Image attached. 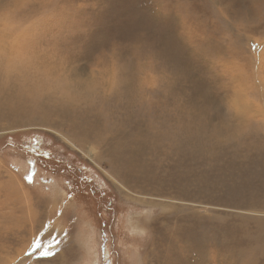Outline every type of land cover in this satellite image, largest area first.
<instances>
[{
	"label": "rangeland",
	"instance_id": "1",
	"mask_svg": "<svg viewBox=\"0 0 264 264\" xmlns=\"http://www.w3.org/2000/svg\"><path fill=\"white\" fill-rule=\"evenodd\" d=\"M0 37V264H264V0H0Z\"/></svg>",
	"mask_w": 264,
	"mask_h": 264
},
{
	"label": "bare ground",
	"instance_id": "2",
	"mask_svg": "<svg viewBox=\"0 0 264 264\" xmlns=\"http://www.w3.org/2000/svg\"><path fill=\"white\" fill-rule=\"evenodd\" d=\"M0 43H1V37H0ZM1 48H7V46L6 45H1ZM0 50H3V49H0ZM7 50V49H6ZM1 52V51H0ZM1 54H2V52H1ZM32 55V54H31ZM104 57V56H103ZM204 59V58H203ZM206 60V59H205ZM30 63V62H29ZM8 64V63H7ZM1 66V65H0ZM9 66V65H8ZM108 66V65H107ZM38 67V66H37ZM42 67V66H41ZM120 67V66H119ZM131 68V67H130ZM8 71H11V70H8ZM4 73H7L6 71H4ZM106 74V73H105ZM0 75H1V79H0V81H3L4 80V78H3V76H2V73H0ZM99 78V77H98ZM126 80V79H125ZM130 80H132V79H130ZM129 81V80H128ZM39 82V81H38ZM40 83V82H39ZM36 84H37V82H36ZM36 86V85H35ZM165 86V85H164ZM28 87V86H27ZM91 87V86H90ZM41 88V87H40ZM44 88V87H43ZM46 89V88H45ZM227 89V88H226ZM38 91H39V88H33V87H30V85H29V87H28V89H27V92H26V95L29 97V99H31L32 97V100H34V101H37V107H38V104L40 103V101L39 100H37V93H38ZM84 91V90H83ZM87 92V91H86ZM128 95H129V98L130 99H132V94H133V92L132 91H130L129 93H127ZM242 94V95H241ZM83 95V94H82ZM90 95V94H89ZM140 95V97H142L141 96V93L139 94ZM238 95H241V96H238ZM238 95L232 100V102H230V104L228 105V108H229V115H230V117L231 118H237L238 120H241V121H245L246 120V118H247V115L248 114H250V113H254L255 115L256 114H258V111L257 110H254L253 108L251 109V108H248V107H245V103L244 102H247L246 101V98L247 99H251L250 98V93L249 94H247L246 93V95L244 94V93H241V92H238ZM254 95V94H253ZM94 96V95H93ZM23 97H24V95H23ZM244 97V98H243ZM25 98V97H24ZM62 98V97H61ZM88 99V98H87ZM238 99H240L239 101H238ZM231 100V99H230ZM66 102V101H65ZM70 103H72V101L70 102ZM128 106H131L130 105V101L128 102V104H127ZM202 109V108H201ZM33 111V110H32ZM194 111V110H193ZM192 111V112H193ZM181 112H183V111H181ZM197 112H199V111H197ZM196 112V113H197ZM204 113V112H203ZM190 114V113H189ZM194 114V113H193ZM206 115V114H205ZM253 115V114H252ZM263 115V114H262ZM187 116V115H186ZM192 116V115H191ZM194 116V115H193ZM202 116V115H201ZM181 117H183V114H182V116ZM208 117V116H207ZM193 119V118H192ZM194 119H196V118H194ZM198 120V119H197ZM201 120H203V118L201 119ZM206 120V119H205ZM19 122H20V120H19ZM198 122H199V120H198ZM202 122H204V120L202 121ZM201 122V123H202ZM194 123H195V121H194ZM208 123V122H207ZM189 124V123H188ZM191 124H193V123H191ZM199 124V123H198ZM197 124V125H198ZM187 123L185 124V122H181L180 123V125H179V131H183V129H184V131H183V133H187ZM193 125H195V124H193ZM207 125H209V124H207ZM200 126H202V125H200ZM206 126V125H205ZM191 127V126H190ZM203 127V126H202ZM181 128H183V129H181ZM193 128H195V131H193L194 133H196V132H198V133H196L194 136H198V135H200V133H202V128L201 127H199L197 130H196V128L197 127H192V129ZM206 128V127H205ZM192 129H190V131L189 132H191L192 131ZM223 128H218L217 127V129L216 128H213V132H211L212 133V136L213 137H219L222 133H221V130H222ZM194 130V129H193ZM205 130H207V129H205ZM223 131V130H222ZM188 132V133H189ZM192 132V133H193ZM207 134V133H206ZM219 134V135H218ZM179 136V135H178ZM188 136V135H187ZM186 137V136H185ZM199 138H201V137H199ZM204 139V138H203ZM194 140V139H193ZM88 151H89V153L90 154H94L95 153V149L94 148H92V147H89L88 148ZM13 191H15V190H13Z\"/></svg>",
	"mask_w": 264,
	"mask_h": 264
},
{
	"label": "snow or ice",
	"instance_id": "3",
	"mask_svg": "<svg viewBox=\"0 0 264 264\" xmlns=\"http://www.w3.org/2000/svg\"><path fill=\"white\" fill-rule=\"evenodd\" d=\"M25 179L29 182H31L32 180V176L29 175V176H26ZM67 238V237H66ZM58 243V241H57ZM32 245L34 246L33 248H30V251L29 253H26V255H29L31 253V251H34V250H39L41 247H42V244L41 243H37V241L35 240V238H33V241H32ZM42 256H51V255H54V252L51 248H48V249H45V251H43L41 253Z\"/></svg>",
	"mask_w": 264,
	"mask_h": 264
},
{
	"label": "trees",
	"instance_id": "4",
	"mask_svg": "<svg viewBox=\"0 0 264 264\" xmlns=\"http://www.w3.org/2000/svg\"><path fill=\"white\" fill-rule=\"evenodd\" d=\"M95 179H97L96 177H94Z\"/></svg>",
	"mask_w": 264,
	"mask_h": 264
}]
</instances>
